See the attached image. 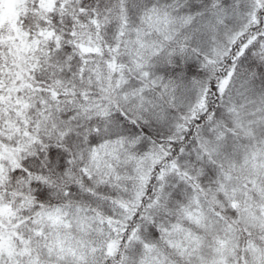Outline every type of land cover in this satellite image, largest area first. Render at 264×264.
I'll return each instance as SVG.
<instances>
[{
	"label": "snow or ice",
	"instance_id": "snow-or-ice-1",
	"mask_svg": "<svg viewBox=\"0 0 264 264\" xmlns=\"http://www.w3.org/2000/svg\"><path fill=\"white\" fill-rule=\"evenodd\" d=\"M0 264H264V0H0Z\"/></svg>",
	"mask_w": 264,
	"mask_h": 264
}]
</instances>
